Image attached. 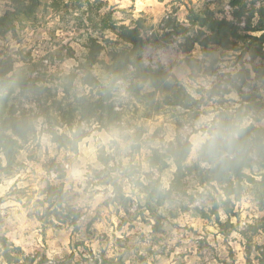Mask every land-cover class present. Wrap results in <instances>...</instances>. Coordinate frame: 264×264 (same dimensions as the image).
Wrapping results in <instances>:
<instances>
[{"label": "rangeland", "instance_id": "1", "mask_svg": "<svg viewBox=\"0 0 264 264\" xmlns=\"http://www.w3.org/2000/svg\"><path fill=\"white\" fill-rule=\"evenodd\" d=\"M74 1L42 0L35 18L0 40V60L8 56L14 59V72H23L30 62L38 64V74L31 77L38 79V85L44 88L40 99L48 98L49 104L62 97L59 79L75 72L77 62L82 61L87 34L98 35L86 21L79 28V19L86 16L84 10H76ZM98 1L106 4L97 15L110 13L119 25L145 19L156 36H150L143 48L144 65L161 68L175 77L200 104L190 111L157 107L161 94L150 97L148 91L141 95L131 91L129 74L133 70L129 67L127 80L112 82L107 101L119 119L106 127L95 118L81 120L84 137L75 150L58 149L39 121L35 135L17 153L14 174L0 183V239L5 238L8 245L21 251L22 260L17 264H101L103 258L109 264H249L247 251L250 264H260L257 258L262 256L264 234L256 229L264 218V209L255 200L250 184L243 183L239 198L230 196L231 206L226 209L222 203L226 197L218 184L201 186L191 174L172 190L176 172L173 161L167 159L166 164L151 167L149 157L155 151L166 154L177 141L188 140L191 151L184 165L198 163L200 147L216 134L214 128L221 113L233 114L242 103L230 81L260 103L255 110L242 111L241 115L246 114L242 126L264 128V85L254 69L261 68L264 73V55L252 60L237 41L228 51L211 48L215 49L212 58L204 56L199 44L191 46L192 40L199 39L197 32L203 30L197 17L210 13L214 20L234 22L229 0ZM263 1L256 0L254 7ZM250 3L247 1L248 9ZM10 6L11 0H0V16ZM249 17L246 12L239 23L235 21L240 30ZM169 18L186 33L168 36ZM251 21L253 25L256 17ZM105 36L115 39L111 33ZM94 72L99 77L104 75L98 66ZM103 78L107 85L110 78ZM75 85L76 93L90 98L87 102L104 93L101 87ZM223 90L229 93L223 95ZM32 97L30 93L23 97L16 93L11 103L26 108ZM58 130L66 132L63 126ZM250 156L259 161L254 152ZM102 158L108 160L107 165ZM129 173L132 178H127ZM263 173L254 167L256 180ZM149 177L170 193L169 201L159 210L158 226L141 209L145 195L138 182L146 184ZM106 182L110 185H102ZM121 195L129 200L125 202ZM213 201L219 220L228 226L217 225L212 215L209 219L197 215L195 209L210 213ZM0 264H8L1 245Z\"/></svg>", "mask_w": 264, "mask_h": 264}, {"label": "trees", "instance_id": "2", "mask_svg": "<svg viewBox=\"0 0 264 264\" xmlns=\"http://www.w3.org/2000/svg\"><path fill=\"white\" fill-rule=\"evenodd\" d=\"M247 1L252 2L250 3L251 9L247 8ZM41 2L42 0H11L10 8L0 16V40L7 34L14 33L18 26L23 27V23L27 20L35 18V13L42 4ZM74 2L77 4L76 10L79 12L84 10L82 14L86 16L85 20L79 19V28H82L81 24L86 21L92 30L98 32V35L87 34L84 44L86 53L82 61L77 62L76 71L59 79L62 92L59 101L55 99L49 104L48 98L40 99V92L43 93L44 88L38 85L39 81L36 77H31L34 73L38 74L37 63L30 62L27 64L29 67H26L28 71L25 68L22 70L23 72L17 73L14 72V59L8 56L0 60V183L4 177H11L14 174L13 171L17 166V153L35 135L39 121L46 126L44 132L58 149L71 147L74 150L77 143L84 137L80 132L79 123L81 120L95 118L96 122L104 124V127L117 121L119 116L107 104L111 91L110 86L117 79L127 80L129 67L133 70L129 74L132 77L131 91L135 95H141L142 91H148L146 94H149L150 97L156 93L161 94L160 101L156 102L157 107L164 105L190 111L198 108L200 104V100L188 93L175 77L161 68L152 69L144 65L143 48L149 42L150 36H156L152 32V28L146 25L145 19L138 18L132 21L131 25H119L110 13L97 15L101 6L106 3L98 0L94 2L76 0ZM255 2L256 0H229L234 22L214 20L210 13L205 17H197L198 25L203 30L197 32L199 39L192 40L191 46L194 43L199 44L205 53L204 56L212 58V52L215 49L211 48L228 51L231 50L230 46L236 44L237 41L244 45L252 60L263 56L264 1L257 8L254 7ZM93 12L96 13L93 15ZM246 12L250 13V17L246 21L245 28L240 30L237 23L245 16ZM254 17H256V21L252 25L251 19ZM166 23L170 28L168 36L179 35V32L183 35L186 33L185 29L174 24L171 18ZM106 32L113 34L115 39L106 37ZM251 33H260V35L253 36ZM183 38L190 40L185 36ZM97 66L101 67L104 72L102 77L94 72ZM254 69L264 85L262 69L257 67ZM242 74L243 72L240 71L239 77L243 76ZM104 76L110 78L107 85L104 84ZM76 82L83 87L92 89L101 87L105 95L103 97V93L99 99L87 102L90 98L80 96L75 92ZM229 84L241 96L242 103L237 109H234L233 114L228 111L221 113V119L214 128L216 134L211 135V138L200 147L199 162L192 166L184 165L191 151L190 142L185 140L184 142L177 141L175 146H171L165 151L166 154L153 152L149 157V164L151 167H156L160 163L166 164L167 159L173 161L176 172L173 175L172 190L182 184V178L191 176V174L201 186L218 184L226 197V200L222 202L226 209L231 206L230 196L236 194L239 198L243 183L250 184L255 200L264 209V173L260 174L259 180L253 176L255 166L264 171V128L260 129L254 125L242 126L246 114L241 115L242 111L248 112L257 109L260 103L256 97L244 95L240 88L231 81ZM221 92L223 95L229 93L228 90ZM221 92H216L215 95L220 96ZM16 93H19L20 97L30 93L33 96L32 102L27 104L26 108L18 107L11 103V97ZM75 123H78L76 130L70 134L69 131L73 130ZM60 126L66 128V132L61 133L58 130ZM138 148L136 147V149ZM251 152L255 153L259 161L252 159ZM102 161L107 165V159L102 158ZM202 163L204 167L201 166ZM132 177L131 173L127 175V178ZM138 184L142 188L141 193L145 195L141 209L148 212L154 219L155 225L158 226L161 221L159 210L169 201L170 193L161 189L158 180H153L150 177L146 184L141 182ZM102 185H110V183L106 182ZM120 197L125 202L129 200L124 195ZM195 210L197 215L203 219H209L212 215L217 225L228 226L219 220L215 201L212 202L210 213H206L204 209ZM256 230H261L264 234V218ZM0 245L4 260L8 264H17L22 260L20 259L21 251L8 245L5 238L0 239ZM261 249L262 256L257 258L260 264L264 263V246ZM249 253V251L246 252V259L250 264ZM101 264H109V261L103 258Z\"/></svg>", "mask_w": 264, "mask_h": 264}]
</instances>
